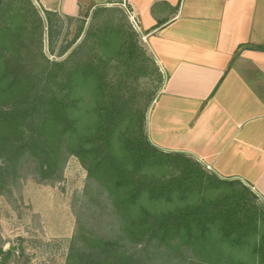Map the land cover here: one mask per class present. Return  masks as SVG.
Here are the masks:
<instances>
[{"label": "trees", "instance_id": "trees-1", "mask_svg": "<svg viewBox=\"0 0 264 264\" xmlns=\"http://www.w3.org/2000/svg\"><path fill=\"white\" fill-rule=\"evenodd\" d=\"M43 12L42 19L31 0H0V184L19 181L31 167L40 181L57 180L75 156L99 192L105 190L122 222L119 230L104 237L81 230L67 264H145L150 249L164 248L209 254L205 244L213 236L232 252L253 247L264 264V208L252 188L151 143L147 115L160 87L143 107L126 91L137 73L164 77L135 28L122 24L127 17L96 10L83 50L78 46L66 57L64 50L52 61L43 52L42 30L45 22L52 44L59 20ZM80 90L92 98H79ZM14 253L0 246V264Z\"/></svg>", "mask_w": 264, "mask_h": 264}, {"label": "crops", "instance_id": "crops-1", "mask_svg": "<svg viewBox=\"0 0 264 264\" xmlns=\"http://www.w3.org/2000/svg\"><path fill=\"white\" fill-rule=\"evenodd\" d=\"M39 1L71 18L89 9V21L103 8L133 16L164 77L147 120L151 143L243 182L264 204V51L241 49L264 47V0Z\"/></svg>", "mask_w": 264, "mask_h": 264}, {"label": "rangeland", "instance_id": "rangeland-1", "mask_svg": "<svg viewBox=\"0 0 264 264\" xmlns=\"http://www.w3.org/2000/svg\"><path fill=\"white\" fill-rule=\"evenodd\" d=\"M31 1L43 19V10L48 9L39 0ZM88 10L83 12L86 17ZM55 14L58 17L54 19H58L59 23L54 30L52 44L45 22L42 30L43 52L52 61L60 59L64 50L69 49L64 55L66 57L76 47H80L91 22L89 18ZM96 19L97 16L92 22V32ZM122 22L132 26L128 19ZM81 29H84L83 33L77 39ZM138 41L143 47L140 35ZM157 80L144 73H137L131 79V86L128 85L126 97L138 98V107H143L150 92L162 87L161 81L164 79ZM80 93L79 98H92L88 91L80 90ZM30 169L31 171L21 175L19 181H9L7 187L0 184V246L6 252L10 249L15 252L8 264H67L71 243L81 230L94 237L113 236L119 230L122 222L118 221L111 200L107 199L108 194L105 190L100 193V186L98 188L97 184H92L87 170L75 156L68 159L62 176L54 181H40L35 176V168ZM170 177L172 173L165 176L167 179ZM255 202L260 209L264 208L261 199L258 198ZM259 241L257 239V243ZM205 245L211 249L209 254L206 251L202 254L195 247H186L176 253L165 248L162 253L161 249H150L145 255L147 258L143 257L142 261L145 264H260L259 255L254 253L253 247L232 252L226 241L214 236Z\"/></svg>", "mask_w": 264, "mask_h": 264}, {"label": "built area", "instance_id": "built-area-1", "mask_svg": "<svg viewBox=\"0 0 264 264\" xmlns=\"http://www.w3.org/2000/svg\"><path fill=\"white\" fill-rule=\"evenodd\" d=\"M131 22H132L134 28L137 27L138 24H137V22L133 16H131Z\"/></svg>", "mask_w": 264, "mask_h": 264}]
</instances>
